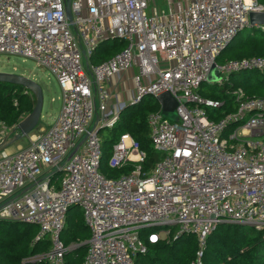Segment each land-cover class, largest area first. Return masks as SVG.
I'll return each mask as SVG.
<instances>
[{
    "label": "built area",
    "instance_id": "2783aa9c",
    "mask_svg": "<svg viewBox=\"0 0 264 264\" xmlns=\"http://www.w3.org/2000/svg\"><path fill=\"white\" fill-rule=\"evenodd\" d=\"M66 2L0 0V55L34 61L62 91V108L50 127L31 133L28 147L0 152V222L34 226L33 246L48 245L27 261L66 264L75 246L61 238L74 207L91 234L83 264H134L148 244L183 235L197 238L192 264H199L219 224L264 230V98L248 99L238 90L236 110L216 121L208 111L223 103L199 93L204 83L223 86L234 74L264 71V58L218 64L246 29L264 33L249 18L264 14V4L72 0L69 22ZM114 40L124 41V50L93 64L98 47ZM213 70L217 83L208 79ZM127 78L134 95L116 108L113 99ZM165 93L179 103L177 121L164 119L161 107L148 117L151 143L162 159L142 174L145 154L121 134L108 166L134 170L106 178L100 172L101 129H113L128 106ZM15 128L0 126V146L13 142Z\"/></svg>",
    "mask_w": 264,
    "mask_h": 264
},
{
    "label": "trees",
    "instance_id": "16d2710c",
    "mask_svg": "<svg viewBox=\"0 0 264 264\" xmlns=\"http://www.w3.org/2000/svg\"><path fill=\"white\" fill-rule=\"evenodd\" d=\"M257 1L264 4V0ZM125 47L124 41L105 42L98 47L91 61L99 65L122 52ZM225 52H227L226 59L220 58L218 64L222 65L231 60L264 58V33L249 34L236 46L230 45ZM238 90H242L245 98L248 99L264 98V71L234 74L224 82L223 86L214 84L204 89L202 85L199 93L203 98L223 103L220 109L208 111L210 117L218 121L236 110L234 93ZM145 100L148 98L137 106H128L121 112L118 123L111 129L114 133L111 139L102 138L100 132L103 150L100 172L106 178L119 179L134 170L130 165L113 170L106 164L109 156L108 146L112 149L121 134H129L140 151L145 154L142 174H150L162 159V155L152 146L148 125L149 115L159 112L160 105L156 100L152 103ZM35 105L34 96L23 87L0 83V126L15 128L33 111ZM116 130H122L123 133L116 135ZM36 234L37 229L34 226L0 222V264H45L27 261L33 255L48 249V245L41 243L33 246ZM90 236L82 212L78 208H72L61 239L66 246L81 244V247L66 255V264H83L87 254V246L84 243L90 239ZM171 241L148 244V252L138 256L134 264H192L197 261L199 246L195 236L183 235ZM199 264H264V230L257 231L236 224H219L208 237Z\"/></svg>",
    "mask_w": 264,
    "mask_h": 264
},
{
    "label": "rangeland",
    "instance_id": "374dc122",
    "mask_svg": "<svg viewBox=\"0 0 264 264\" xmlns=\"http://www.w3.org/2000/svg\"><path fill=\"white\" fill-rule=\"evenodd\" d=\"M157 8H163L162 5H160L159 2L156 4ZM252 29H246L244 32H242L236 40L233 42L232 46H236L239 41L243 40L246 36L251 34ZM259 34V33H257ZM227 52H224L221 56L222 59H226ZM0 72L1 73H7V74H14L18 76H23L32 79L36 83H38L42 90L44 95V105H43V112H42V118L39 122L38 127L36 128L37 131L40 129V127L45 126L47 128V124L49 125L52 119L56 116H58L62 101V91L60 89V86L57 82V80L54 78V76L51 75V73L45 69L38 68L36 63L32 60L24 59L22 57L18 56H6V55H0ZM215 76L217 77V74L215 72ZM214 77V78H216ZM131 79V76L129 77ZM217 79H212L213 81L209 80L211 83H217ZM129 82L124 83L121 87V91L116 93L115 99L113 101L117 102L118 106V99L119 97L120 101H122L123 104H128L130 100L132 99V96L134 95L135 89L132 80H128ZM204 89H208L209 87H212V84L204 83L203 84ZM145 101H150L149 103L153 102V99H148ZM145 104H148V102H145ZM113 105L116 106V104ZM146 106V105H145ZM117 108V107H116ZM111 112L115 113L116 109H110ZM55 117V118H56ZM177 118V116H176ZM94 120V123L95 124ZM36 131V132H37ZM116 135L123 133L122 130H116ZM114 133L111 129H105L101 131V137L104 139H111L113 137ZM29 144V141L27 138H21L11 146H9L7 149L9 151H14L18 149L19 147H25ZM109 149V156L107 159V166L111 157V148L108 146ZM109 167V166H108ZM165 230H159L160 233H163ZM172 242L171 240L169 243ZM73 249L76 248L77 244H72Z\"/></svg>",
    "mask_w": 264,
    "mask_h": 264
},
{
    "label": "water",
    "instance_id": "95a60500",
    "mask_svg": "<svg viewBox=\"0 0 264 264\" xmlns=\"http://www.w3.org/2000/svg\"><path fill=\"white\" fill-rule=\"evenodd\" d=\"M71 1L72 0H67L66 2V15L67 19L69 22H72V13H71ZM250 23L251 26L254 27L256 25H262L264 26V14H256V13H251L250 16ZM215 76V70L211 72L209 75V80L216 79L214 78ZM213 81V80H212ZM0 83H6V84H11V85H16L23 87L26 89L28 92H30L36 101V105L33 109V111L21 122L19 123L14 132L15 133V138L12 144L17 142L21 138H28L31 133H33L36 128L39 125V122L42 118V112H43V105H44V95H43V90L41 86L33 81L30 78L23 77V76H18L14 74H7V73H1L0 72ZM156 102L160 105L161 110H162V116L164 119H167L172 122H176V109L179 105L178 101L170 94V93H165L161 96H159L156 99ZM107 128H103L102 130H105ZM100 130H98L99 132ZM10 143V144H11ZM83 143V142H82ZM81 143V144H82ZM7 145H1L0 146V152L2 150H5L8 148ZM242 226H246L241 224ZM247 227V226H246ZM71 251H74L72 249Z\"/></svg>",
    "mask_w": 264,
    "mask_h": 264
},
{
    "label": "crops",
    "instance_id": "0c3cea01",
    "mask_svg": "<svg viewBox=\"0 0 264 264\" xmlns=\"http://www.w3.org/2000/svg\"><path fill=\"white\" fill-rule=\"evenodd\" d=\"M115 81H116V80H113V83H114ZM127 82H129V81H128V78L126 79V81H124V82L122 83V85H123L124 83H127ZM117 99H118V106H119V104L122 103V101H120L119 97H117ZM60 100L62 101L61 98H60ZM113 102H114V104H116V106H117V102H116V101H113ZM113 102H112V104H113ZM116 106H115V107H116ZM61 108H62V105H61ZM60 110H61V109H60ZM55 117H56V116H55ZM55 117L52 119V121L50 122L49 125L47 124V128L50 127V126L52 125V123H53L54 120H55ZM47 128H45V126L40 127V129H47ZM28 146H29V144H28L27 146H25V147H19L18 149L14 150V151H10V152H16V151H18L19 149H23V148H26V147H28ZM8 151H9V150H8ZM70 245H72V244H70ZM79 247H81V244H80V245L77 244V247L74 248V251L77 250V249H79ZM70 252H72V251H70Z\"/></svg>",
    "mask_w": 264,
    "mask_h": 264
},
{
    "label": "flooded vegetation",
    "instance_id": "af4514ba",
    "mask_svg": "<svg viewBox=\"0 0 264 264\" xmlns=\"http://www.w3.org/2000/svg\"><path fill=\"white\" fill-rule=\"evenodd\" d=\"M28 139V138H27Z\"/></svg>",
    "mask_w": 264,
    "mask_h": 264
}]
</instances>
